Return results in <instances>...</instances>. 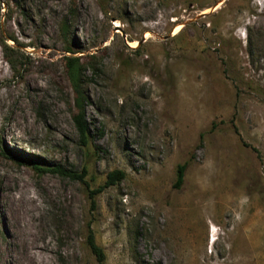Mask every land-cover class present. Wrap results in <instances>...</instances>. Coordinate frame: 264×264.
<instances>
[{
  "label": "rangeland",
  "instance_id": "1",
  "mask_svg": "<svg viewBox=\"0 0 264 264\" xmlns=\"http://www.w3.org/2000/svg\"><path fill=\"white\" fill-rule=\"evenodd\" d=\"M23 236L42 264H264V0H0V264Z\"/></svg>",
  "mask_w": 264,
  "mask_h": 264
},
{
  "label": "trees",
  "instance_id": "2",
  "mask_svg": "<svg viewBox=\"0 0 264 264\" xmlns=\"http://www.w3.org/2000/svg\"><path fill=\"white\" fill-rule=\"evenodd\" d=\"M67 52L71 54L69 56H66L65 58L67 74L70 78L74 91L77 94V106L80 111L79 114L75 117V122L80 132L81 141L86 146L89 144L90 141V130H89V125L85 119V113L83 110V104L86 100L83 93V78H84L85 65L81 56H75V54L77 53L76 51L72 49H68ZM187 166L188 163L183 165L182 164L178 165L176 171V177H177L175 184L176 187H180L181 184L183 183ZM36 168L38 170H41V168L39 167ZM56 171L60 174H64L65 176H69L70 178L76 177L72 173L65 172L61 169H57ZM124 177H125V173L122 171L111 172L108 175L107 181L105 185L101 188V190L103 188L117 185L120 181H122V179H124ZM88 245L92 253L96 256L98 262L103 263L106 259L104 250L97 245L94 237V233L92 231H90L88 236Z\"/></svg>",
  "mask_w": 264,
  "mask_h": 264
},
{
  "label": "bare ground",
  "instance_id": "3",
  "mask_svg": "<svg viewBox=\"0 0 264 264\" xmlns=\"http://www.w3.org/2000/svg\"><path fill=\"white\" fill-rule=\"evenodd\" d=\"M131 45H135L134 43H131ZM198 195V194H197ZM200 206V205H199ZM20 207V206H19ZM26 209V208H25ZM27 217V216H26ZM22 222V221H21ZM27 222V221H26ZM23 225V224H22ZM31 231H33V230H31ZM31 231H29V232H31ZM36 236V235H35ZM24 237V239H22L23 240V242H24V244L27 246V261H26V263L25 264H42L43 263V261H41V260H39V258H37V254L36 253H34V248H36L35 247V245L33 244V243H31L29 240H31L29 237H27V236H23ZM36 239V238H35ZM32 241V240H31ZM251 241V240H250ZM253 241V240H252ZM40 247V246H39ZM38 252V251H37Z\"/></svg>",
  "mask_w": 264,
  "mask_h": 264
}]
</instances>
